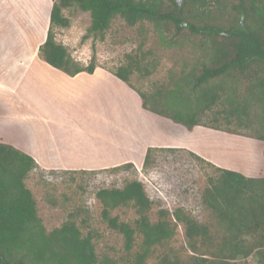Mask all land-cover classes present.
<instances>
[{
  "label": "trees",
  "instance_id": "trees-1",
  "mask_svg": "<svg viewBox=\"0 0 264 264\" xmlns=\"http://www.w3.org/2000/svg\"><path fill=\"white\" fill-rule=\"evenodd\" d=\"M89 12L91 24L83 40H104L116 19L129 26L151 23L168 47L187 45L199 55L189 69L169 82L145 85L139 80L154 72L151 52L127 54L124 63L106 68L134 89L142 106L192 129L197 125L264 141V0H53L47 39L39 56L51 66L76 76L93 73L99 64L76 60L56 40L68 28L66 10ZM138 73L139 78H135ZM187 151L211 166L202 199L216 222H203L182 206H165L152 216L156 201L140 179L120 187H103L97 197L107 226L123 238V250H99L98 234L74 218L48 230L26 179L43 169L29 154L0 142V264H238L252 257L264 264V177H249L222 168L200 155L171 147L147 149L143 168L159 151ZM136 168L124 163L109 169ZM81 172L100 170H50ZM132 206L136 216L122 219L113 211ZM184 227V251L170 243L178 225ZM219 225V230L215 228Z\"/></svg>",
  "mask_w": 264,
  "mask_h": 264
},
{
  "label": "crops",
  "instance_id": "crops-1",
  "mask_svg": "<svg viewBox=\"0 0 264 264\" xmlns=\"http://www.w3.org/2000/svg\"><path fill=\"white\" fill-rule=\"evenodd\" d=\"M52 7L53 0H0V142L31 155L47 170L92 171L128 162L140 168L148 147L153 146L187 149L222 168L264 177L260 173L264 167L232 164L213 143L204 141L215 138L216 143L234 142L236 134L201 125L188 129L145 109L139 94L102 65L93 73L69 76L42 60L39 48L47 39ZM110 89L114 93L108 100ZM32 97L38 108L33 115L26 113L28 107L33 110ZM125 98L130 101L129 107L124 104ZM74 99L98 101L104 107L108 101L112 111L107 116L88 115L87 119L62 116L67 114L62 107ZM27 115L35 121V130L27 140L15 141L6 129L32 126Z\"/></svg>",
  "mask_w": 264,
  "mask_h": 264
},
{
  "label": "rangeland",
  "instance_id": "rangeland-1",
  "mask_svg": "<svg viewBox=\"0 0 264 264\" xmlns=\"http://www.w3.org/2000/svg\"><path fill=\"white\" fill-rule=\"evenodd\" d=\"M65 14L71 19L70 26L57 30L56 40L63 43L71 55L84 64H89L92 57L95 56V63L112 68L124 63L127 54L151 52V57L156 60L154 72L147 78L139 80L147 86L153 85L154 82L161 84L169 82L170 76L179 75L178 73L183 68L189 69L197 59L196 56L199 55L187 45L166 46L162 43L159 32L149 22L141 26H129L123 20L116 19L107 31L104 40L95 38L93 35L83 40V36L91 24L90 13L78 8H70L66 10ZM134 75L136 79L139 78L138 73ZM75 82L80 86L84 85L81 81ZM74 91L76 94L80 92L77 86ZM113 93V89L108 90L106 99L110 100ZM13 100L17 101V99ZM30 102L34 111L28 107L26 113L33 115L34 108H37L35 97H32ZM68 102L69 104L67 103L65 107L60 106L67 110V114L62 115L65 117L87 119V117L90 118L88 115L107 116L112 111L111 102L108 101L105 103V107L99 105L98 101L89 103L74 99L72 102ZM129 102L126 98L124 99L126 107H129ZM125 106L124 112L126 113ZM77 109H80L79 114L75 112ZM30 116L27 115V118L29 122L33 123L32 126L8 128L6 134L9 136L13 134L15 141L27 140L31 131L33 133L35 130V121ZM17 128H22V130ZM204 141L206 144L213 143L216 146L214 149L219 154L229 157L232 164L241 167H264V142L258 139H247L245 136L236 135L234 142L216 143L215 138L214 140L204 139ZM156 154L155 163L145 168L143 166L123 168L117 171L108 168L89 174L52 172L43 168V171L34 169L29 173L26 183L35 196L38 214L48 230L61 226L70 218H74L78 225H82L81 220L86 219L87 226L83 229L91 228L97 232L96 239L100 251L110 246L117 249L115 254H119L123 250V238L104 222L103 206L97 197V192L103 187L122 188L127 181L133 179L142 180L149 196L156 201L152 210L154 218L157 211L163 206L170 209L182 206L203 222H216L214 213L204 205L202 199L203 191L209 184L208 178L215 173L214 169L202 164L187 151L166 150ZM116 213L122 219L136 216L132 206L119 207L113 211V214ZM219 227L217 225L213 229L218 231ZM170 243L173 248L184 251L187 244L183 225H178L176 234ZM238 264H255V262L252 257H249L240 259Z\"/></svg>",
  "mask_w": 264,
  "mask_h": 264
}]
</instances>
